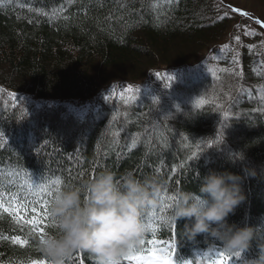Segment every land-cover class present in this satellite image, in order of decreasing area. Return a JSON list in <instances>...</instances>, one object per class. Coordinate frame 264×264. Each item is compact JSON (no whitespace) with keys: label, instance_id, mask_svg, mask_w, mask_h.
Listing matches in <instances>:
<instances>
[{"label":"trees","instance_id":"16d2710c","mask_svg":"<svg viewBox=\"0 0 264 264\" xmlns=\"http://www.w3.org/2000/svg\"><path fill=\"white\" fill-rule=\"evenodd\" d=\"M255 1L264 11V0ZM0 5V264L46 260L39 243L55 227H45L50 217L41 221L31 208L25 215L21 205H51L57 190L53 185L51 194L32 196L29 184L59 180L63 190L103 172L166 185L157 219L145 218L158 231L137 257L171 264L216 259L205 254L216 243L211 238L198 236L195 244L182 239L188 221L177 228L161 222L175 204L171 198L199 194L201 179L213 172L242 177L245 202L227 223L252 229L255 239L241 260L224 256L220 264L258 259L264 245L259 32L227 46L232 16L221 0ZM69 264L94 262L76 254Z\"/></svg>","mask_w":264,"mask_h":264},{"label":"clouds","instance_id":"9594fccd","mask_svg":"<svg viewBox=\"0 0 264 264\" xmlns=\"http://www.w3.org/2000/svg\"><path fill=\"white\" fill-rule=\"evenodd\" d=\"M248 175L255 178L254 173ZM242 182V177L229 173H210L201 179L199 194H176L166 226L177 228L178 222L188 221L182 239L195 244L198 236L211 238L216 243L206 255L218 244L224 256L241 260L251 248L254 231L229 226L227 221L245 202ZM165 188L131 173L118 178L103 172L94 180L56 191L49 208L55 230L39 243L42 257L48 264H69L74 255L87 254L94 264H128L153 235L145 218L164 207ZM250 264H264V245Z\"/></svg>","mask_w":264,"mask_h":264},{"label":"rangeland","instance_id":"374dc122","mask_svg":"<svg viewBox=\"0 0 264 264\" xmlns=\"http://www.w3.org/2000/svg\"><path fill=\"white\" fill-rule=\"evenodd\" d=\"M221 1L223 2L225 9L232 16V26L229 30V34L225 37V44L227 46L237 43V39L241 36L249 39L255 32H259L261 37H264V27H261V25L264 24V11L261 9L258 2L255 0ZM233 9H235V11H233ZM241 12L246 15H239ZM257 21H259V23H257ZM107 89L113 90L114 85L109 86ZM220 151L224 152L222 149ZM144 258L151 260L149 257ZM154 261H157V264H164V262H167L166 259H158ZM128 264H135V258L132 261H129ZM167 264L169 263L167 262Z\"/></svg>","mask_w":264,"mask_h":264},{"label":"snow or ice","instance_id":"6c2138e0","mask_svg":"<svg viewBox=\"0 0 264 264\" xmlns=\"http://www.w3.org/2000/svg\"><path fill=\"white\" fill-rule=\"evenodd\" d=\"M0 6H2V5H0ZM233 11H235V9H233ZM239 15L244 16L246 14L241 12V13H239ZM257 23H259V21H257ZM261 27H264V24H262ZM237 43H239L238 40H237ZM172 79L173 78L169 77L170 81ZM126 91L131 93L133 90L131 88H128ZM137 91H139V90H137ZM121 99H123V96H121ZM196 106L199 107L200 105L197 104ZM209 147H211V145H209ZM62 183H63L62 181L57 180V181H53L52 184L47 185V186H41L39 183L38 184L35 183V184H29L28 187L30 189L31 195L38 197L42 193L51 194L53 185H55V188L58 191ZM171 199H175V197H172ZM49 207H50V205L44 200H36V201H31V202L26 201L25 205H21V209L24 211L25 215H27L28 208H31V211L33 213H35V217L39 218L41 221H46L49 219V212H48ZM38 208H39V210H38ZM9 214H11V213H9ZM152 217H153V219H157L156 213H153ZM161 222L166 223V218L162 219ZM45 227H55V224L52 222V224L45 225ZM151 230L153 232V237H155V234L158 231V229L151 227ZM41 235H43V233H41ZM13 242L15 243V241H13ZM207 255L216 256V259L211 261V264H220V261H223V258H224L223 253L220 252L219 250H214L213 252H211ZM39 264H48V262H47V260H43V261H40ZM135 264H157V262L154 260L145 259L144 256H140V257L135 258ZM164 264H167V262H164ZM224 264H227V261H224Z\"/></svg>","mask_w":264,"mask_h":264}]
</instances>
